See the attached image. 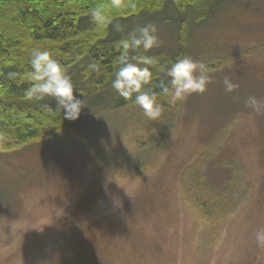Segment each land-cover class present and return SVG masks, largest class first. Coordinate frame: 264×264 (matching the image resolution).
Wrapping results in <instances>:
<instances>
[{"label":"rangeland","instance_id":"1","mask_svg":"<svg viewBox=\"0 0 264 264\" xmlns=\"http://www.w3.org/2000/svg\"><path fill=\"white\" fill-rule=\"evenodd\" d=\"M216 10L187 43L211 69L203 94L156 121L139 107L86 106L57 136L0 154V264H75L82 247L87 264H264L255 240L264 228V109L245 106L250 96L264 105V0ZM156 29L157 50L177 48L171 27ZM226 76L239 85L232 93ZM206 148V184L220 191L233 178L242 199L214 229L181 192Z\"/></svg>","mask_w":264,"mask_h":264},{"label":"trees","instance_id":"2","mask_svg":"<svg viewBox=\"0 0 264 264\" xmlns=\"http://www.w3.org/2000/svg\"><path fill=\"white\" fill-rule=\"evenodd\" d=\"M224 1L119 0L113 6V0H0V133L5 134L0 139V154L51 139L65 131L70 123L59 111L52 114L47 110L45 105L56 109L51 98L43 101L26 98L25 92L31 86L28 61L32 49H46L53 54L89 109L107 107L109 112H121L137 106L132 100L119 97L111 87L120 54L117 42L146 24L173 29L176 49L153 48L143 53L158 61L151 68L152 81L148 86L158 93L160 90L155 85L165 78V70L178 57L188 56L187 43L192 29L207 22ZM98 4L107 6L112 24L97 27L90 21L89 9ZM117 23L122 32L114 30L113 25ZM93 63L99 65L98 71L89 69ZM161 102L164 109L167 106L169 109L162 98ZM210 157L208 148L203 149L195 164L185 171L181 192L183 200L192 203L203 221L214 229L236 211L242 199L238 197L233 178L225 180L220 191L206 184L203 173ZM81 249L77 260L74 258L75 264L88 263ZM63 264H71V260L67 257Z\"/></svg>","mask_w":264,"mask_h":264},{"label":"clouds","instance_id":"3","mask_svg":"<svg viewBox=\"0 0 264 264\" xmlns=\"http://www.w3.org/2000/svg\"><path fill=\"white\" fill-rule=\"evenodd\" d=\"M119 4V0H113V6ZM90 21L97 27L112 24V18L107 11V6L98 4L89 9ZM117 32L123 28L117 23L113 25ZM120 54L117 57V69L111 82L114 92L125 100H132V103L139 107L144 116L149 120H158L164 111L166 101L169 106L183 102L192 94H203L207 86L212 82L209 74L211 69L202 61H197L190 56H181L165 70V78L160 79L155 87L159 92L148 87L152 81L151 68L158 61L155 57L145 55L159 45V37L155 25L146 24L128 32L127 36L117 42ZM135 53V54H132ZM31 71L28 79L31 86L26 90L25 96L28 100L43 101L51 98L55 101L56 109L45 105L47 110L55 114L57 111L63 114V119L76 121L81 111L86 107L82 95L74 90L71 77L66 73L64 67L53 58L48 50L34 48L30 52L28 61ZM91 71H98V64H90ZM10 75H15L14 73ZM226 93H232L239 87L227 76L222 81ZM74 91L77 93L74 95ZM246 107L259 113L264 105L254 96L248 97ZM4 133H0L3 139ZM255 240L258 247H264V228L257 229Z\"/></svg>","mask_w":264,"mask_h":264}]
</instances>
